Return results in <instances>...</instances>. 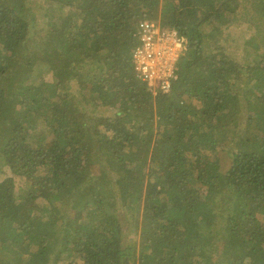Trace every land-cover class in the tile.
I'll return each instance as SVG.
<instances>
[{
  "label": "trees",
  "instance_id": "16d2710c",
  "mask_svg": "<svg viewBox=\"0 0 264 264\" xmlns=\"http://www.w3.org/2000/svg\"><path fill=\"white\" fill-rule=\"evenodd\" d=\"M143 19L185 40L166 93ZM263 27L264 0H0V264H264Z\"/></svg>",
  "mask_w": 264,
  "mask_h": 264
},
{
  "label": "built area",
  "instance_id": "2783aa9c",
  "mask_svg": "<svg viewBox=\"0 0 264 264\" xmlns=\"http://www.w3.org/2000/svg\"><path fill=\"white\" fill-rule=\"evenodd\" d=\"M157 24L154 21L145 19L139 23L138 26V34L140 36V47L136 50L133 59H134V66H136V70L138 72V77L145 82H148L149 85H152L154 82V78H149L145 74L149 73L153 68L146 66L144 63H151L153 59L161 53L160 50L156 51L154 46L156 43H160L162 45H174L176 50L181 51L184 45V39L182 40L181 37L177 35L176 31H170L167 29H162L156 26ZM173 47V46H172ZM173 49V48H172ZM174 51L173 54H175ZM179 57V55H178ZM177 57V58H178ZM171 62L175 64L176 58H170ZM174 67V65H173ZM143 69V70H141ZM170 79L175 78V74L173 73L169 75ZM168 78V77H167ZM168 80V84L162 85V89L167 92L170 90V83Z\"/></svg>",
  "mask_w": 264,
  "mask_h": 264
},
{
  "label": "rangeland",
  "instance_id": "374dc122",
  "mask_svg": "<svg viewBox=\"0 0 264 264\" xmlns=\"http://www.w3.org/2000/svg\"><path fill=\"white\" fill-rule=\"evenodd\" d=\"M245 2V0H243ZM158 27V29L160 28V20H157L155 22ZM167 30H170L169 28H167ZM172 31V30H171ZM262 35H264V27L262 28ZM183 40V39H182ZM173 46V47H172ZM162 45L160 43H156L154 48L156 51L160 50L161 53L158 54L151 63H144L146 66L153 68L149 73H146L145 75L149 78L152 79V77L155 79L153 84L150 85L152 87H156V88H160L161 85H165V87L168 84V80L170 79L169 75L172 74V68H173V62H171L170 58H176L178 57V55H180L182 53L181 51L176 50V48L174 47V45ZM173 48V49H172ZM175 52V54H173ZM39 65L36 66L35 68L38 69ZM143 70V69H141ZM40 72V70H38V73ZM168 77V78H167ZM143 85L148 86L149 83L143 81ZM169 83L171 85L172 81L169 80ZM12 84V83H11ZM149 87V86H148ZM151 89V88H150ZM152 96L151 99H153L156 95H157V91L156 89H152ZM218 211L221 210V206L217 207Z\"/></svg>",
  "mask_w": 264,
  "mask_h": 264
},
{
  "label": "clouds",
  "instance_id": "9594fccd",
  "mask_svg": "<svg viewBox=\"0 0 264 264\" xmlns=\"http://www.w3.org/2000/svg\"><path fill=\"white\" fill-rule=\"evenodd\" d=\"M143 20H145V19H143ZM148 20H149V19H148ZM141 21H142V20H141ZM151 21L156 22V20H151ZM160 28H162V29H167V28H164V27H162V26H160ZM137 30H138V29H137ZM170 31H171V29H170ZM172 31H175V30H172ZM142 83H143V82H142ZM148 86H150V85H148ZM150 87H152V86H150ZM152 88H156V87H152ZM170 88H171V87H170ZM159 89H161L163 93H166V92L162 89V85L160 86Z\"/></svg>",
  "mask_w": 264,
  "mask_h": 264
}]
</instances>
